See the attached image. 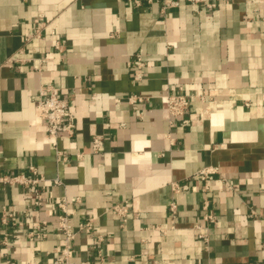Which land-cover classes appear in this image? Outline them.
<instances>
[{
    "label": "crops",
    "instance_id": "obj_1",
    "mask_svg": "<svg viewBox=\"0 0 264 264\" xmlns=\"http://www.w3.org/2000/svg\"><path fill=\"white\" fill-rule=\"evenodd\" d=\"M136 1L0 0V176L35 167L46 179L42 207L40 186L0 185V264H54L63 200L75 264H264V0ZM42 21L51 24L32 38ZM46 84L76 126L58 142L66 159L36 107ZM180 87L215 97L209 110L195 99L171 126L167 95ZM133 94L148 98L137 110ZM124 202L122 225L113 207ZM90 218L101 242L79 230Z\"/></svg>",
    "mask_w": 264,
    "mask_h": 264
},
{
    "label": "built area",
    "instance_id": "obj_2",
    "mask_svg": "<svg viewBox=\"0 0 264 264\" xmlns=\"http://www.w3.org/2000/svg\"><path fill=\"white\" fill-rule=\"evenodd\" d=\"M139 4V1H136ZM202 0H187L189 4L200 3ZM181 3L179 1H168L167 7H179ZM213 5H209L212 7ZM39 28L32 38H41V28L47 27L51 24V21H42L39 22ZM30 38V39H32ZM29 40V39H28ZM63 45L61 42L56 43L57 49H62ZM45 59L39 58V63H43ZM134 66L138 69L135 74V80L140 81L144 78L142 69L145 66L143 54L139 53L135 57ZM215 94L211 91L206 93L200 92L198 94L186 93L183 87H180L177 93H172L167 95L168 101V120L171 126H174L176 121L181 118H184L191 107V104L195 99H199L205 106L206 109H210V103L214 101ZM148 98H145L141 95L133 94L127 98V102L133 106L134 109H138L139 105L146 103ZM36 107L42 113L46 125L47 133L52 138V146L58 151V142L63 136L72 137L75 134V124L70 120V104L67 99L62 97L61 90L51 84L42 85L39 91V96L36 99ZM92 146L95 153H99L103 147V137L97 135L92 140ZM58 155L66 159L64 154L61 151H58ZM31 176L26 174H14V175H2L0 176V185H22L25 187L33 188L40 186L39 189H36L34 195V205L36 207H42L46 195V187L42 183L46 182V179L39 175L35 167L30 168ZM215 168H207L201 171V175L207 176L209 174L215 173ZM55 184H61L62 182L59 179L54 180ZM173 191L176 193L186 190L187 186L180 184H172ZM59 208L58 215V228L62 231L64 235L63 243L61 247L57 249L59 257L55 259L54 264H75L73 258L75 256L74 240L77 235V231L72 227L70 223V213L67 208V202L65 200L59 201L57 203ZM205 211L208 210V203L204 205L203 208ZM113 210L117 213L120 218L121 224L125 225L128 221L129 216V204L127 202L115 205ZM170 212L173 217L177 215V204L172 202L170 205ZM15 215L13 212L4 209L2 215V221L5 225L10 224V221H13ZM205 220L213 222L215 220L214 216L211 214H205ZM41 226H38V230ZM198 236L199 238L208 241V235L203 231L204 226L199 225L198 227ZM79 230L87 233L88 236L93 237L97 242H101V237L95 236L94 228V219L90 218L85 223L81 224ZM32 236H40L39 231H34L31 233ZM98 257L100 262H104L103 255L99 252ZM29 264H40L39 262H32ZM80 264H93L92 261L83 260Z\"/></svg>",
    "mask_w": 264,
    "mask_h": 264
}]
</instances>
